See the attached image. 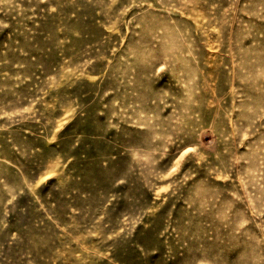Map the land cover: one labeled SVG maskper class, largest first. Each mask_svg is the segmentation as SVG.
I'll list each match as a JSON object with an SVG mask.
<instances>
[{
    "label": "rangeland",
    "instance_id": "obj_1",
    "mask_svg": "<svg viewBox=\"0 0 264 264\" xmlns=\"http://www.w3.org/2000/svg\"><path fill=\"white\" fill-rule=\"evenodd\" d=\"M0 264H264V0H0Z\"/></svg>",
    "mask_w": 264,
    "mask_h": 264
}]
</instances>
